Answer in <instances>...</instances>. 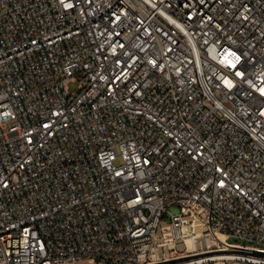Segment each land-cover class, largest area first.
I'll return each mask as SVG.
<instances>
[{"label": "built area", "instance_id": "1", "mask_svg": "<svg viewBox=\"0 0 264 264\" xmlns=\"http://www.w3.org/2000/svg\"><path fill=\"white\" fill-rule=\"evenodd\" d=\"M81 263L264 264V0H0V264Z\"/></svg>", "mask_w": 264, "mask_h": 264}, {"label": "rangeland", "instance_id": "2", "mask_svg": "<svg viewBox=\"0 0 264 264\" xmlns=\"http://www.w3.org/2000/svg\"><path fill=\"white\" fill-rule=\"evenodd\" d=\"M70 91L71 92H77L78 91V84H71L70 85ZM122 162L121 160L119 159L117 162H116V165H121ZM175 213L177 212V210H173ZM81 264H86V263H81Z\"/></svg>", "mask_w": 264, "mask_h": 264}, {"label": "bare ground", "instance_id": "3", "mask_svg": "<svg viewBox=\"0 0 264 264\" xmlns=\"http://www.w3.org/2000/svg\"><path fill=\"white\" fill-rule=\"evenodd\" d=\"M189 243V245H191V243L190 242H188Z\"/></svg>", "mask_w": 264, "mask_h": 264}]
</instances>
